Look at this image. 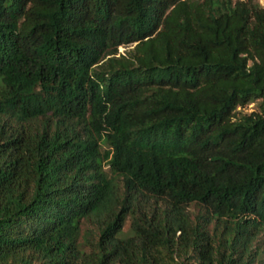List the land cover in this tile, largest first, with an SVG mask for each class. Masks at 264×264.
I'll list each match as a JSON object with an SVG mask.
<instances>
[{
    "label": "trees",
    "instance_id": "obj_1",
    "mask_svg": "<svg viewBox=\"0 0 264 264\" xmlns=\"http://www.w3.org/2000/svg\"><path fill=\"white\" fill-rule=\"evenodd\" d=\"M0 264H264V5L0 0Z\"/></svg>",
    "mask_w": 264,
    "mask_h": 264
},
{
    "label": "rangeland",
    "instance_id": "obj_2",
    "mask_svg": "<svg viewBox=\"0 0 264 264\" xmlns=\"http://www.w3.org/2000/svg\"><path fill=\"white\" fill-rule=\"evenodd\" d=\"M261 5H264V0H257ZM134 43L132 44H122L119 46V53H128L133 47H134ZM259 102L260 100L259 99H256L254 101H251L250 103L244 105V106H239L238 109H239V113H249V112H252L254 110H259ZM193 212L194 211H197L195 210L196 208L191 206L190 208ZM129 224V223H128Z\"/></svg>",
    "mask_w": 264,
    "mask_h": 264
}]
</instances>
